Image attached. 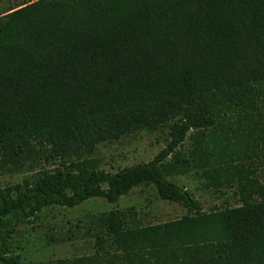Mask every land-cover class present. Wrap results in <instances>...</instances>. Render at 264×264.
<instances>
[{"label":"trees","instance_id":"16d2710c","mask_svg":"<svg viewBox=\"0 0 264 264\" xmlns=\"http://www.w3.org/2000/svg\"><path fill=\"white\" fill-rule=\"evenodd\" d=\"M176 119L148 163L109 173L87 157ZM189 131L211 135L181 160ZM263 160L264 0H18L0 17V175L61 163L0 188V225L151 185L193 214L145 226L121 211L89 217L108 264H264ZM179 166L201 169L211 191L235 187L240 205L200 213L168 180ZM13 233L0 234V264H25L7 250Z\"/></svg>","mask_w":264,"mask_h":264},{"label":"rangeland","instance_id":"374dc122","mask_svg":"<svg viewBox=\"0 0 264 264\" xmlns=\"http://www.w3.org/2000/svg\"><path fill=\"white\" fill-rule=\"evenodd\" d=\"M17 6L18 0H0V17L10 13ZM179 121L173 120L154 132L141 130L116 142L99 144L93 154L87 157L95 160L98 170L109 173H116L136 164L148 163L170 143V128ZM210 135V131H189L184 143L178 148L181 160L190 158L198 142L204 146ZM173 162L172 157L166 161ZM254 162L256 165L259 164L258 161ZM60 165L59 162L41 163L33 169L24 168L2 174L0 188L19 183L23 178H31L41 170L52 171ZM260 165L264 169V160ZM183 170L184 167L179 166L174 170L175 173L168 175V179L178 185H187L189 181L196 182L194 186L198 189L200 213L207 214L213 209L236 208L240 205L235 196V187L217 192H204L205 178L202 170L199 168H190L185 172ZM112 211L128 213L134 222L141 226L161 224L193 214L178 204L160 200L153 186H139L121 197L115 204H109L102 198H94L75 208H46L36 215L29 225L18 224L15 216L8 217L0 225V234L5 235L7 230L15 227V233L6 242L7 250L10 255L20 256L25 264H57L59 261L93 256L100 264H108L109 260H113L111 255L114 252L109 251L108 254L98 252L95 237L86 234L89 217Z\"/></svg>","mask_w":264,"mask_h":264},{"label":"crops","instance_id":"0c3cea01","mask_svg":"<svg viewBox=\"0 0 264 264\" xmlns=\"http://www.w3.org/2000/svg\"><path fill=\"white\" fill-rule=\"evenodd\" d=\"M169 180V179H168ZM195 183L196 182H194V181H189L188 183H187V185H185V184H180V185H178V186H180V187H182V188H184L187 192H189L191 195H193V197L195 198V200L198 202L199 201V194L197 193V188L194 186L195 185ZM202 183V182H201ZM176 184V183H175ZM203 191L205 192H209V191H211V190H209L207 187H206V181L205 182H203ZM200 205V204H199ZM201 208V207H200Z\"/></svg>","mask_w":264,"mask_h":264}]
</instances>
